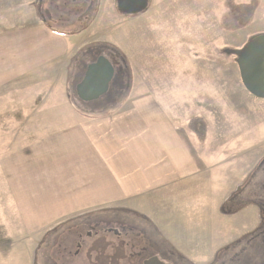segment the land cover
<instances>
[{"label": "crops", "instance_id": "crops-1", "mask_svg": "<svg viewBox=\"0 0 264 264\" xmlns=\"http://www.w3.org/2000/svg\"><path fill=\"white\" fill-rule=\"evenodd\" d=\"M48 2L43 17L39 13L43 0H0V122L6 126L0 128L4 151L0 182L7 194L2 195L5 201L0 197V207L12 231L8 235H13L1 245L5 254L0 264H31L26 251L41 235L52 237L76 218L123 210L146 219L180 257L205 264L210 257L202 255L206 247L202 243L214 242L213 254L225 242L219 232L227 230L219 231V222H210L205 232V181L213 183L212 195H220L209 209L220 217L226 218L222 205L233 192L230 189L223 197L222 178L213 182L205 155L197 152L207 153L206 134L198 137L179 125L182 118L173 119L162 107L166 104L148 95L128 98L132 104L128 112L110 108L106 115L85 117L63 113L64 102L55 107L54 99L44 94L26 112V75L67 74L62 94L67 97L70 64L91 41L81 35L95 24L117 26L119 17L125 21L122 26L109 30H118L122 37L116 41L104 29L105 39L117 45L128 42L132 30L128 24L140 16L120 14L117 0H86L82 18L74 9L75 0L61 7L55 5L62 0ZM149 3L151 10L161 5L155 0ZM67 9L73 14L66 15ZM107 10L117 17L112 13L100 17ZM80 23L85 27L77 29ZM46 80L40 79V90ZM28 124L35 129L26 131ZM194 179L199 183L190 188Z\"/></svg>", "mask_w": 264, "mask_h": 264}, {"label": "rangeland", "instance_id": "rangeland-1", "mask_svg": "<svg viewBox=\"0 0 264 264\" xmlns=\"http://www.w3.org/2000/svg\"><path fill=\"white\" fill-rule=\"evenodd\" d=\"M48 1L43 0L44 5L39 12L43 17H46ZM70 1L62 0L55 6L61 7L64 2ZM79 1L80 4L75 0L73 6L75 10H79L82 18L84 15L82 7L86 0ZM155 2L161 4L159 9L151 10L149 3L146 12L138 14L140 16L137 19L140 21L128 24L132 29L128 42L119 41L117 45L114 41L110 43L108 41L112 40L105 39L108 35H105L104 29H108L116 41L122 37L118 30H109L122 26L125 21L120 20L119 17L117 20L120 24L117 26L95 24L88 33L81 35L83 39L91 41L88 42L90 44L80 48L70 64L73 72L69 75L67 97H62L67 74L26 75V81L29 82L26 85L28 89L26 112L32 109L35 98L44 94L54 99L55 107H58L55 104L59 101L64 102L61 106L63 113H79L85 117L106 115L110 108L115 112L118 110L128 112L132 108L128 98L148 95L147 98L152 97L166 104L162 107L169 110L173 119L175 116L178 120L179 117L182 118V122L178 124L187 130L190 120L197 119V122L193 123L201 133L199 137L206 134L209 143L206 154L204 150L197 152L201 157L205 155L207 169L213 182L222 178L223 197L226 198L227 192L233 190L222 205L226 218L220 217L213 210H209L218 202L220 195L217 192L212 195L213 183L209 178L205 181V184L207 183L206 195H204L206 199L204 201L207 202L205 232H209L210 222H219V231L222 227H226L227 230H222V234L221 231L219 232L222 240H225L223 246L212 254L210 246L215 243L209 246L204 241L202 247H206L202 255L210 257L205 260L207 261L205 264L211 263L213 257L216 260L214 262L219 263L236 252L239 246L246 242L245 237L250 238L249 235L258 228L262 219L259 209L250 203L251 199L249 200L247 194L264 192L262 191L264 190V99L253 97L243 87L236 63L237 55L234 53H240L250 40L264 35V0H155ZM62 9H60L61 13H64ZM70 10L67 9L66 15L73 14ZM110 13L115 17L118 15L107 10L106 13L101 11L100 17ZM47 22L54 23L53 20ZM82 25L84 24L80 23L77 29L85 27ZM52 27L57 29L59 26ZM124 27L129 31L126 26ZM102 47L116 50L124 60L126 66L121 65L116 58L117 67H115L116 71L119 70L120 65L124 69L120 79L122 86L119 88L112 86L106 97L109 99L102 97L103 99L93 104H86L78 99L76 86L83 77L84 67L95 58L96 50H99L104 57L103 53L110 51ZM89 49L93 52L90 57H84L83 67L75 66L74 60L81 58ZM42 77L47 80L43 81L46 86L40 90L39 81ZM48 85L51 87L50 90H47ZM3 124L4 122L1 121L0 128L6 127ZM34 129L28 124L26 131L30 132ZM0 141L1 157L4 151L3 141L1 139ZM27 142L30 141L26 139V144ZM232 182L237 183L232 185ZM198 183L194 179L189 186L191 188L193 184ZM2 195L7 196L4 185L0 182V197ZM237 195L239 197L236 198ZM2 198L5 201V196ZM231 199L235 200V203L230 202ZM1 211L0 207V248L6 237L13 236L8 235L12 231L1 216ZM114 212L119 211H107L95 215L111 216ZM123 212L136 214L126 210ZM136 216L143 219L138 214ZM85 218L87 217L65 223L60 233H57L59 239L67 244L70 239L68 234L70 230L67 228L84 226ZM138 224L151 231L148 223L142 221ZM41 236L30 244V250L26 251V258L28 254L30 263L35 264L38 261L37 264H68L65 257L56 255V250L51 256L52 260H49L52 263H43L40 260L41 253L43 254L45 249L43 245L51 234L45 233L42 238ZM106 239L110 242L114 241L110 236ZM195 244L191 242L192 246ZM4 254L5 251L0 250V257ZM140 256L143 257L144 254ZM82 259V257L75 258L72 264H88L86 261H80ZM117 263L135 264V261L124 254L123 257L117 258Z\"/></svg>", "mask_w": 264, "mask_h": 264}, {"label": "flooded vegetation", "instance_id": "flooded-vegetation-1", "mask_svg": "<svg viewBox=\"0 0 264 264\" xmlns=\"http://www.w3.org/2000/svg\"><path fill=\"white\" fill-rule=\"evenodd\" d=\"M108 60L115 72L108 92L102 96L105 98L108 97L107 94L110 93L112 86L118 88L122 86L120 79L124 72L120 66L116 71V57L110 56ZM119 60L118 62L122 63ZM102 97L96 101L103 99ZM247 195H249V200L251 199L250 203L259 209L261 223L257 229L251 232L250 238L245 237L246 242L239 246V249L230 257H226L219 263L214 262L216 260L213 257L209 264H264V192ZM235 197L237 198L239 195ZM230 202L235 203V200L231 199ZM142 221L149 224L146 219L134 214H126L123 211L114 212L111 216L91 215L83 220L84 226L67 228L70 230L68 231L70 235L68 245L64 244L57 234L50 237L43 245L45 249L43 254L41 253L40 260L43 263L50 262L49 260H52L51 256L56 250V255L65 257L68 264H72L75 261L73 259L78 257H82L83 259L80 261H86L88 264H118L117 258L123 257L124 254L127 258H133L135 264H144L145 261L152 258H157L164 264H193L180 257L154 226L149 224L151 231L140 226L138 223ZM108 236L114 238V241H107ZM142 254H144L143 257L140 256Z\"/></svg>", "mask_w": 264, "mask_h": 264}, {"label": "water", "instance_id": "water-1", "mask_svg": "<svg viewBox=\"0 0 264 264\" xmlns=\"http://www.w3.org/2000/svg\"><path fill=\"white\" fill-rule=\"evenodd\" d=\"M149 0H117V11L123 15H137L145 11ZM237 55V66L245 90L257 99H264V35L249 41ZM114 77L112 64L103 56L90 63L81 82L76 86V94L82 102H93L104 96ZM144 264H164L152 258Z\"/></svg>", "mask_w": 264, "mask_h": 264}, {"label": "trees", "instance_id": "trees-1", "mask_svg": "<svg viewBox=\"0 0 264 264\" xmlns=\"http://www.w3.org/2000/svg\"><path fill=\"white\" fill-rule=\"evenodd\" d=\"M102 48H104V47H102ZM104 49H108V50H110L109 52H107V53H103V54H105V57H106V55H107V58H109L110 56H113V57H116V58H118V59H121V61H122V63H121V65H123V66H126L125 65V62H124V60L122 59V58H120V55L118 54V53H116V50L114 51V50H112V49H109V48H107V47H105ZM97 51V54H96V56H95V58L93 59V60H91V61H89V63H91V62H93L94 60H96L97 59V57H99V56H101L102 54H100L99 53V50H96ZM92 52H93V50H91V49H89V50H87V51H85L84 53H83V55L81 56V58H77V60H74V61H76V66L77 67H83V64H84V57H86V56H91V54H92ZM104 56V55H103ZM88 63V64H89ZM113 63V62H112ZM87 64V65H88ZM86 65V66H87ZM121 65H120V68H121ZM86 66L84 67V68H86ZM197 119H191L190 120V122L188 123L189 125H188V127H189V129H190V131L192 132V133H194V134H196L198 137L199 136H201V133H200V131L197 129V128H195V125H194V123L193 122H197L196 121Z\"/></svg>", "mask_w": 264, "mask_h": 264}]
</instances>
